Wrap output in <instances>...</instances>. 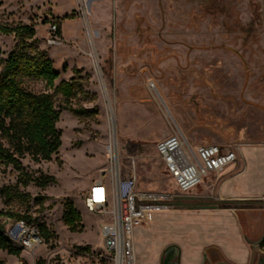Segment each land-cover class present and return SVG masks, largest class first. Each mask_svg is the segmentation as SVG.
<instances>
[{"label": "rangeland", "instance_id": "374dc122", "mask_svg": "<svg viewBox=\"0 0 264 264\" xmlns=\"http://www.w3.org/2000/svg\"><path fill=\"white\" fill-rule=\"evenodd\" d=\"M55 21L61 23V44L50 46ZM0 26H32L30 52L52 61L59 73L55 86L80 78L83 92L71 105L90 112L77 118L61 96L55 98L62 146L52 162L22 160L33 179L27 187L19 172L0 167V186L28 196L0 198L4 236L22 250L19 257L0 250V264H113L104 246L113 205L90 213L85 200L93 184L102 182L112 193L118 179L130 177L141 191L175 195L143 227L141 244L153 250L143 260L136 253L137 264H160L164 251L181 242L172 225L215 210L238 216L249 264L264 259L257 246L264 235V198L218 203L201 197L203 184L181 195L156 150L177 133L194 146H264V0H0ZM20 47L13 35L0 33L3 59ZM27 87L53 93L38 81ZM44 177L55 182L38 187L35 180ZM69 204L82 217L81 232L62 221ZM12 213L32 223L15 221ZM39 226L48 230V241ZM207 254L213 264L226 262L219 249Z\"/></svg>", "mask_w": 264, "mask_h": 264}, {"label": "trees", "instance_id": "16d2710c", "mask_svg": "<svg viewBox=\"0 0 264 264\" xmlns=\"http://www.w3.org/2000/svg\"><path fill=\"white\" fill-rule=\"evenodd\" d=\"M55 22L60 34L61 23ZM0 33L13 35L21 46L10 53L7 59H3L0 54V167H12L19 172L27 187L33 179L25 171L22 160L28 157L37 164L52 162L62 146V135L57 129L60 112L55 108V98L61 96L64 109L77 118H85L90 112L71 105L76 95L83 92L81 79L74 78L55 86L59 73L54 70L52 61L40 52H30L32 46L27 41L36 36L32 26H0ZM31 81L44 83L53 93L32 92L27 87ZM35 181L38 187L44 188L54 183L55 179L44 177ZM21 197L28 196L20 195L10 187L0 186L1 199L13 202ZM9 216L18 222L32 223V219L25 214L12 213ZM62 221L72 232L83 230L82 217L72 204L68 205ZM39 229L41 239L48 241L51 237L48 230L44 226H39ZM3 231L4 228L0 226V250L19 257L22 250L15 248ZM260 248L264 249V241Z\"/></svg>", "mask_w": 264, "mask_h": 264}, {"label": "built area", "instance_id": "2783aa9c", "mask_svg": "<svg viewBox=\"0 0 264 264\" xmlns=\"http://www.w3.org/2000/svg\"><path fill=\"white\" fill-rule=\"evenodd\" d=\"M56 22L49 29L50 46L61 40ZM156 150L179 194L186 195L197 189L212 175L218 176L239 158L240 147L223 150L216 145L194 146L182 133L158 142ZM175 195L138 189L135 177L120 178L113 192L102 182L91 186L85 200L90 213L107 212L113 205V228L106 235L104 246L113 264H137L134 230L152 224L156 213L166 209ZM31 240L29 246L31 245ZM17 264H25L19 262Z\"/></svg>", "mask_w": 264, "mask_h": 264}, {"label": "crops", "instance_id": "0c3cea01", "mask_svg": "<svg viewBox=\"0 0 264 264\" xmlns=\"http://www.w3.org/2000/svg\"><path fill=\"white\" fill-rule=\"evenodd\" d=\"M203 185L201 197L214 198L218 203L245 202L264 198V146L241 145L238 161L211 182H204ZM209 193H213L214 196H210ZM159 213L155 214L153 222ZM222 213L215 210L208 216H204L202 220L186 221L181 218L178 226L171 227L178 232L177 238H180L181 242L177 243L179 246L168 247L164 253L174 248L179 264H213L207 254V251L213 248L219 249L226 261L215 264H249L251 255L241 240L238 216ZM144 232L143 227H136L134 230L135 250L142 260L150 256L153 250L152 246L141 244L139 237Z\"/></svg>", "mask_w": 264, "mask_h": 264}, {"label": "flooded vegetation", "instance_id": "af4514ba", "mask_svg": "<svg viewBox=\"0 0 264 264\" xmlns=\"http://www.w3.org/2000/svg\"><path fill=\"white\" fill-rule=\"evenodd\" d=\"M263 241H264V235L262 236V239L257 243V246L258 247H261V244H262ZM168 258H172L173 259V262H176L177 263L178 257H177V253L174 250V248L168 249L164 253V255H163L162 259H161V263L163 264V262H165V260H167ZM263 260L259 261L257 264H263Z\"/></svg>", "mask_w": 264, "mask_h": 264}, {"label": "water", "instance_id": "95a60500", "mask_svg": "<svg viewBox=\"0 0 264 264\" xmlns=\"http://www.w3.org/2000/svg\"><path fill=\"white\" fill-rule=\"evenodd\" d=\"M163 264H179V263L173 262L172 258H168L167 260H165V262H163ZM263 264H264V260H263Z\"/></svg>", "mask_w": 264, "mask_h": 264}]
</instances>
